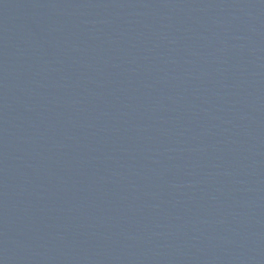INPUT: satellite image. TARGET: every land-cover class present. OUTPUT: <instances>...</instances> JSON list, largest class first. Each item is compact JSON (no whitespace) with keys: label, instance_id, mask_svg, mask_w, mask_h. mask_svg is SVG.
<instances>
[{"label":"water","instance_id":"1","mask_svg":"<svg viewBox=\"0 0 264 264\" xmlns=\"http://www.w3.org/2000/svg\"><path fill=\"white\" fill-rule=\"evenodd\" d=\"M0 264H264V0H0Z\"/></svg>","mask_w":264,"mask_h":264}]
</instances>
